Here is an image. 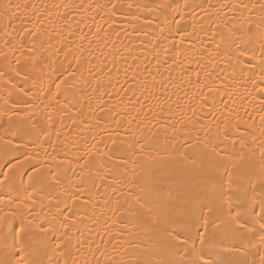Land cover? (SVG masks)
<instances>
[{
	"label": "bare ground",
	"instance_id": "6f19581e",
	"mask_svg": "<svg viewBox=\"0 0 264 264\" xmlns=\"http://www.w3.org/2000/svg\"><path fill=\"white\" fill-rule=\"evenodd\" d=\"M110 3L117 8L110 10ZM237 3L256 7L233 9ZM261 4L264 0H0V69L18 67L26 77L11 70L0 77V173L9 175L0 186V235L13 221L11 242L21 219L15 214L23 213L32 222L25 224L34 234L25 240L30 254L45 264L49 258L63 264L66 257L57 256L56 243L64 230L51 219H63L62 212L69 217L78 264H95L96 250L85 245L77 252L78 237L105 251L102 264H113L128 260L139 251L132 244H146L173 219L195 224V239L204 207L208 233H217L206 240V254L217 261L240 256L223 247L240 240L223 226L214 229L217 215L205 206L222 205L227 212L229 173L233 187L264 179L260 108L249 109L251 119L240 111L250 89L244 77L258 69L242 73L235 49L236 41L250 35L241 47L259 56ZM209 84L249 119L243 149L217 136L225 105L216 91L207 92ZM201 90L216 98L214 113ZM138 96L147 98L140 101L143 109ZM3 138L19 150L6 155ZM212 147L227 168L206 155ZM49 223L55 224L54 235L38 230ZM110 229L115 239L107 235ZM5 251L0 245V256ZM247 252L259 264L264 247L250 244Z\"/></svg>",
	"mask_w": 264,
	"mask_h": 264
},
{
	"label": "snow or ice",
	"instance_id": "6c2138e0",
	"mask_svg": "<svg viewBox=\"0 0 264 264\" xmlns=\"http://www.w3.org/2000/svg\"><path fill=\"white\" fill-rule=\"evenodd\" d=\"M5 7H8V5H5ZM17 7L19 6L17 5ZM128 7L131 8L132 5L129 4ZM255 7L256 5L254 4L249 5L240 3L232 6L233 9L245 8L249 10ZM109 8L110 10H114L117 8V4L110 3ZM260 8L264 11V4H261ZM111 14L115 15L116 13L111 12ZM135 18L136 17H133V19ZM35 31L38 32L39 29ZM30 34L34 35L35 33L33 32ZM251 39L252 37L249 35L247 39L242 37L235 42L237 63L242 64V73L243 70L258 69V71H252L250 76L244 77L245 83L250 84V89H246L247 96L242 97L240 111H243L244 117H249V119H251L252 113L249 109H254L255 106L258 105L260 108L259 119L262 122L260 127L264 129V40H262L260 44L259 56H257L256 49L241 47V45L248 44ZM225 55H228V53H225ZM242 57H247L248 59L241 61L240 58ZM254 60H258V63L254 64ZM16 64H19L18 60ZM8 70L15 72V74L22 79H26L19 71L18 67H12L11 65H9V69H0V77H5ZM68 74L73 75L74 73L69 71ZM7 82L10 83L11 81L9 80ZM60 83H64V81L61 80ZM56 87L57 90H59L60 85L57 84ZM213 91L217 92L220 104L225 105L220 112L223 119L217 122V136L224 139L230 138L234 147L237 142H239L240 149H243L245 146V137L249 132L245 125L249 124V119H244L240 111L227 106L225 98L220 96V91H222V89L217 90L211 84L207 85V92L211 93ZM58 94L59 91H57V95ZM200 98L204 101L211 100L209 112L214 113L216 111V98L206 95L204 90H201ZM136 99L141 109H143L145 105L140 103V101L142 99L146 100L147 98L138 96ZM5 103L7 104L8 101L5 100ZM245 105H247V107H245ZM148 111H151V109H148ZM145 115H147V112H145ZM17 144H19V142H17ZM139 146L143 148V144ZM206 147H208V145H206ZM260 148L262 149L261 156L264 157V141L261 142ZM3 149L6 155L10 152L19 150L18 147H13V140L8 138H3ZM206 155L210 160L214 161L215 165L227 168L225 161L221 159V153L216 150V147H212L211 152L206 153ZM225 155H227V153H225ZM239 158L243 160V154H241ZM25 159H28V157L25 156ZM231 175L232 174L229 173L230 193L225 201V203H227V212L224 211L222 205L215 208L211 205L205 207H207L208 213H215L217 215V219L212 225L214 229H221V226H223L222 230L226 234L231 233L233 238H238L240 240L239 245L233 244L230 247L223 246L226 251L240 253V256L227 261H217L206 254V240L212 238L217 233H208L207 217L204 215V207H201L200 220L204 221V223H199V227L196 228L195 239L191 236V229L196 227L195 224L189 225L184 221L173 219L161 231L156 232L154 237L146 244H132L131 246L139 251L128 260H113V264H257V259L250 258L247 249L250 244L252 246L264 247V179H261L258 184H252L250 182L247 186H244L238 183L233 187ZM261 175L264 177V171H262ZM7 180H9L8 173H0V186L4 185ZM26 198L32 200L33 204L36 203L31 196ZM137 201L139 202V197ZM10 203H12V201H10ZM16 206L18 207L19 205L17 204ZM65 206L67 207V205ZM139 207L144 208L145 205L139 203ZM5 215H8V213H5ZM15 215L21 217L18 226L19 231L11 236V242H9V230H12L13 221L6 222L8 228L0 235V245H2L6 251L3 256H0V264H45L43 259L31 255V245L25 244L26 239L31 240L34 236V234L25 231V224H31V220L24 217L23 213H16ZM44 215L47 216V213H44ZM60 215L63 216V219H58L57 216L51 218L57 221L60 228L64 230L62 239L56 243V248L59 249L57 256L63 255L66 257L63 264H78L77 259L72 255L73 236L69 233V217L62 212ZM0 219H3V217H0ZM72 223L75 224V221L73 220ZM122 226L125 228L128 227L127 223H123ZM53 228H55V224L49 223L47 226H40L38 230L46 235L49 233L54 235L55 233L52 232ZM206 233H208L207 236L205 235ZM107 235L115 239V237L112 236L111 229ZM108 243H111V239ZM85 245L90 250L93 247L96 248L91 254L95 264H102L101 258L106 255L105 251L101 250L100 246L95 245L91 240L86 242L81 237L76 239L77 252H80L81 248ZM113 247L115 246L113 245ZM125 251H127V249H125ZM258 262L259 264H264V255L258 257ZM47 264H52L50 258ZM85 264H90V262L85 261Z\"/></svg>",
	"mask_w": 264,
	"mask_h": 264
}]
</instances>
